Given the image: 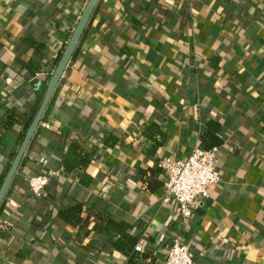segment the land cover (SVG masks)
<instances>
[{
  "label": "crops",
  "instance_id": "crops-1",
  "mask_svg": "<svg viewBox=\"0 0 264 264\" xmlns=\"http://www.w3.org/2000/svg\"><path fill=\"white\" fill-rule=\"evenodd\" d=\"M87 1L0 0V118L19 116L0 132V177ZM209 122L220 182L183 219L162 201L159 162L189 156ZM71 140L92 156L87 186L59 166ZM21 162L0 212V264H164L174 240L193 264H264V0H99ZM47 171L29 194L28 178ZM74 204L103 215L100 228L91 215L87 235L64 222ZM108 219L141 250L113 248Z\"/></svg>",
  "mask_w": 264,
  "mask_h": 264
},
{
  "label": "built area",
  "instance_id": "built-area-1",
  "mask_svg": "<svg viewBox=\"0 0 264 264\" xmlns=\"http://www.w3.org/2000/svg\"><path fill=\"white\" fill-rule=\"evenodd\" d=\"M217 148L203 150L194 148L186 158H163L159 167L166 173L162 201L176 203L183 219H189L198 207V201L208 197V189L220 182L215 166ZM56 172L47 171L31 176L27 180L28 193L39 195L55 177ZM12 207H16L10 201ZM140 251V245L135 246ZM164 264H193L188 247L179 240L170 246Z\"/></svg>",
  "mask_w": 264,
  "mask_h": 264
},
{
  "label": "trees",
  "instance_id": "trees-1",
  "mask_svg": "<svg viewBox=\"0 0 264 264\" xmlns=\"http://www.w3.org/2000/svg\"><path fill=\"white\" fill-rule=\"evenodd\" d=\"M26 41L30 47H35L36 44L31 39H27ZM21 68L23 69L25 68L32 74L35 73L38 69L37 66L32 62L22 64ZM47 83H48V80H46L45 85L42 88L39 99L37 100L35 107H33L31 115L28 117V119L25 121V123L22 126V129L17 137V147L20 146V143L23 140L24 134L40 105V102L44 95ZM52 100L50 104L52 103ZM18 119H19V116L16 112L7 111L5 115H3L0 118V132L6 131L12 128L17 123ZM218 132H219V125L216 122H209L207 130L205 132H201L198 136V146L197 147L203 150H210L212 148H218L222 144V140ZM115 140L116 139H114L112 135L109 134L104 143L112 145L114 144ZM15 154H16V151L11 155L10 163L7 164L4 170V173L0 177V184ZM91 159H92V156L88 150H86L77 141L71 140L68 142L66 148L61 153V158L59 160V166L61 167L63 172L71 175V177L75 179L78 184L87 186L91 181V177L86 174V168L90 164ZM21 164L22 162L20 163V166ZM4 202L2 203L0 207V212L3 208ZM81 212H82L81 204H74V205L66 207L65 209L60 210L59 217L67 224L73 227H78L79 234L80 232H83V235L88 234V231H84V229L87 227L89 215H91L93 219L97 221L94 224L92 229L98 230L100 228L99 226H101V222L104 221L103 215H101L100 213H96V212H88L87 217L83 218L81 216ZM105 227H107L109 230L115 232L118 235L117 239L111 241L113 248L123 253H126V254L128 252H131V250H133V247L135 246L137 240L129 232V227L127 224L123 222H120V223L113 222L112 220L108 219L105 222Z\"/></svg>",
  "mask_w": 264,
  "mask_h": 264
},
{
  "label": "water",
  "instance_id": "water-1",
  "mask_svg": "<svg viewBox=\"0 0 264 264\" xmlns=\"http://www.w3.org/2000/svg\"><path fill=\"white\" fill-rule=\"evenodd\" d=\"M98 2L99 0H88L87 1L75 25V28L73 29L71 36L65 45V48L57 62V65L46 85V89L42 97V100L40 102V105L35 115L33 116L32 121L30 122L24 134L23 140L20 143V146L18 147L17 152L13 160L11 161V164L0 184V207L6 198V195L11 187L13 178L15 174L17 173V170L20 166V163L33 137L35 136L36 131L43 117L45 116L47 112L49 104L55 95L58 84L73 57V54L89 24V21L98 5Z\"/></svg>",
  "mask_w": 264,
  "mask_h": 264
}]
</instances>
